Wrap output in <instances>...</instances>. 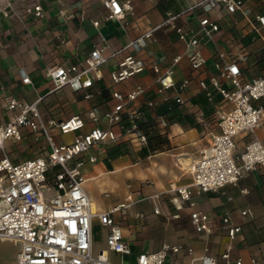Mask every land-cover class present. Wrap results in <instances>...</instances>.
<instances>
[{
  "label": "built area",
  "instance_id": "1",
  "mask_svg": "<svg viewBox=\"0 0 264 264\" xmlns=\"http://www.w3.org/2000/svg\"><path fill=\"white\" fill-rule=\"evenodd\" d=\"M105 9V18H122L125 11H133L135 0H100ZM248 0H196L189 8L202 7L209 11L219 5L231 16L233 23L238 22L234 15L240 12L247 17ZM25 11L42 17L43 7L40 2L24 0ZM12 0H0V11L8 14ZM180 12L167 11L166 17L156 27H169L178 38L185 42L190 66L198 68L205 62L200 51L203 38H211L219 29L218 22L209 15H201L198 26L183 28L176 23ZM233 15V16H232ZM93 25H98L94 19ZM255 37L264 44V13H256L255 19H249ZM155 27V28H156ZM154 28L145 31L109 55L102 53L104 47L94 45L88 54L78 62L67 66L53 64L47 68L46 75L52 81V91L68 86L74 91L84 90V97L91 98V87L102 77L101 66L110 57L119 55L132 46L138 49L146 43ZM240 48L243 46L240 44ZM213 65L218 69V76L210 83L230 104L229 109L219 113L218 131L211 133L209 146L204 148L199 157L189 163L191 181L187 184L170 183L164 191L173 209L171 216L180 217L184 208L189 209V218L196 232L210 231V219L205 211L192 208L195 205V193L217 190L225 185H237L243 172L264 168V139L256 133V128L264 121V74L249 79L243 76L241 61L246 59L243 50L235 52L217 51ZM180 55L173 57L170 64L161 68L152 63V70L157 73V92L165 93L170 88H177L179 94L175 100L183 102L180 92L188 83V78L176 86L174 65ZM145 68L144 62L128 53L117 61V66L109 74L113 82H120ZM23 83L30 77L23 73ZM202 89H207L204 80L199 81ZM145 93V88L136 84L131 90L112 89V105L100 111L91 106L84 113H78L63 119L45 118L38 101L20 100L9 94H1L0 105L15 111L6 122H0V241L9 240L18 245L14 261L11 264H181V254L191 255L194 250L190 245L162 242L155 249H143L136 253L133 260H115L111 253L121 256L131 255L129 236L135 231L136 224L146 213L142 208H133L137 199L129 191L122 201L105 209L94 210L91 198L85 188L83 166L86 162L94 163L99 152L89 153L98 143L116 142L126 137L134 147L147 143L146 134L139 127L143 117L140 106L133 101ZM206 94L211 97V91ZM167 99V95L163 96ZM148 107L158 104L155 99L146 100ZM163 125L166 120L157 116ZM102 120L105 125L101 124ZM31 132L41 154L13 160L6 150V141L22 140ZM72 133L70 140L54 139V135ZM249 135L240 151L237 149V137ZM52 176V177H51ZM161 193L151 197L159 199ZM159 213L158 206L153 207ZM241 215H250L249 208L240 210ZM126 218L121 223L118 216ZM131 218V219H130ZM98 220L106 227L104 246L96 247L93 237V223ZM227 234L234 238L240 231V225L233 224L228 215L222 217ZM128 230V234L126 233ZM231 246L221 252L223 264H244L241 257L231 258ZM197 259L201 264H217V257L202 253ZM191 264V263H190ZM253 264L264 262L253 261Z\"/></svg>",
  "mask_w": 264,
  "mask_h": 264
},
{
  "label": "crops",
  "instance_id": "2",
  "mask_svg": "<svg viewBox=\"0 0 264 264\" xmlns=\"http://www.w3.org/2000/svg\"><path fill=\"white\" fill-rule=\"evenodd\" d=\"M30 1L41 3L44 11L42 17L26 12L24 0H12V7L7 8V15L0 11L1 94H9L29 102L41 96L38 105L45 118L60 120L84 113L91 106L98 107L102 112L114 102L110 94L112 89L126 92L139 84L145 88V93L136 98L133 105L140 106L143 110V117L140 120L149 117L155 119L157 126L161 131H165L169 138V147L154 153L147 151L143 153L141 147L145 149L147 143L134 147L126 137H121L116 142L105 141L95 145L89 153L102 152H99L94 163L84 164L83 172L85 188L93 203L96 202V209H105L98 202L103 184L107 183L110 188L119 187L120 179L126 176L130 178L127 191L132 192L137 202L152 203L149 209L150 220L155 224L162 222L167 228L178 231L177 235L167 238L170 243L190 245L193 248L194 252L191 255L181 254L179 257L181 264H201L197 259L192 260V256L196 257L202 253L214 255L218 259L217 264H223L220 254L227 246H231L232 259L241 257L244 264H253V261L264 262L263 167L243 172L237 185L228 184L217 190L193 195L195 205L192 208L205 211L209 216L208 233L195 231L188 208L181 210L178 217L180 219L173 218L171 216L173 209L171 206L168 207L166 200L162 198L166 196L164 191L168 189L170 183L187 184L191 181L189 163L209 146L211 133L218 131L219 113L230 107L227 100L210 83L211 78L218 76L219 72L213 65L217 51L243 50L246 53V59L240 62L243 76L249 79L264 74V44L259 37L253 38L256 33L249 23V19H255L256 13H264V0H248L249 14L245 17L237 12L234 15L238 18L237 23H233L231 16L218 4L209 11H204L200 6L190 9L189 6L196 0H135L133 11H125L122 18H105L106 11L100 0ZM169 10L181 13L176 23L183 28L195 29L201 15H209L218 22L219 29L213 32V36L203 38L200 42V51L205 62L198 68L190 66L185 42L178 38L174 30L164 26L156 27ZM94 19L99 21L97 26L93 25ZM152 28L154 29L151 36L146 39L143 46L138 49L129 46L119 55L110 57L107 63L100 67L102 77L91 87L94 91L91 98L84 97V90L74 91L68 86L51 90L52 81L46 75L50 65L67 66L81 61L94 45L103 46L102 53L109 55L111 51L127 45L131 39ZM240 44L243 48L239 49ZM128 53L140 58L145 68L123 81L113 82L109 72L117 66V61ZM176 55H180L174 65L173 76L176 86L185 78L189 81L180 92L183 102L178 103L182 110L177 111L182 112L169 119V115H173L176 109L168 114H160L157 113L156 107L167 101L177 102L175 98L179 94L178 87L170 88L165 93L157 92V73L152 70L151 64L154 62L164 68ZM23 73L30 77L28 83L21 81ZM201 79L207 83L211 97L206 94L207 89L200 88ZM164 95H167V99L163 98ZM148 99H155L158 104L148 107L146 104ZM184 112L188 116L177 121L176 117L182 116ZM14 114V110L0 105V122L8 121ZM157 116H162L166 120V125H163ZM101 124L105 125V121L102 120ZM256 133L264 139V121L256 128ZM68 135L69 137L64 140H70L73 136L72 133ZM249 138V135L238 136L236 151H240ZM122 141L129 144L132 153L109 158L110 169L105 164L108 150ZM16 143L38 148L31 132H27L20 141L8 139L5 145ZM11 153L13 160L23 159L16 156V152ZM23 155L29 157L25 153ZM154 193H161L159 196L161 201L151 197ZM119 201L122 200L115 203ZM155 205L159 207L161 213L153 212ZM243 208H249L251 214L241 215L240 210ZM163 215L167 220H162ZM225 215L229 216L233 224L241 227V231L234 238L229 237L222 222ZM182 218L188 219L189 222L182 221ZM138 227L137 224L134 233L129 236L132 254L128 255V259H125L126 255H120V259L124 257V261L133 260L131 256L135 257L137 252L155 249L164 242L150 237L146 231L150 226L144 225L137 229ZM144 241L145 247L141 245ZM137 243L139 245L133 248ZM17 250V244L1 240L0 264H11ZM111 255L113 257V253Z\"/></svg>",
  "mask_w": 264,
  "mask_h": 264
},
{
  "label": "rangeland",
  "instance_id": "3",
  "mask_svg": "<svg viewBox=\"0 0 264 264\" xmlns=\"http://www.w3.org/2000/svg\"><path fill=\"white\" fill-rule=\"evenodd\" d=\"M68 137H69L68 134H66V135H61V134L60 135H54V139L56 141L66 139ZM34 141L36 142L35 139H34ZM5 148H6L7 152H9V154H12L11 152H16L17 153L16 156H20L21 158L26 157L23 155V153L27 154L30 157V156L41 154V152H42L39 147L38 148L36 147L37 149L31 148L30 145L22 146V145H20V143H16V144L10 145V146L6 145ZM20 149H22V151ZM119 182H120L119 187L116 186L115 188H110L109 186H107V183L103 184L104 187H103L102 192H101L102 195H100L98 197V202L102 207L108 208L112 204H114L117 200H123L124 196L128 192L127 191L128 190L127 184H128V182H130V178L123 176V178H121ZM162 198H164V200H166L168 207H169L170 202L168 200V196H164ZM159 201H161V198H159ZM151 204L152 203H149V202H141V204L136 202L133 205V208H137V207L142 208L145 211L146 216H147V217L145 216L142 220H140L137 223L139 226L137 229L144 227V225H148V226H150V228L147 227L146 231L148 232L150 237H152L156 240H162V241L170 242V240H168L167 238H172L173 236L177 235L176 233L178 231H175L172 228H167L162 222L159 224L153 223L150 220V216H149L150 215L149 209H150V206H152ZM117 218L120 220L121 223H126V221H127L125 217L120 216V215ZM170 219L172 220V218H170ZM178 219H180V218H178ZM162 220H167V218L163 215ZM182 221L189 222L188 219H186V218H182ZM190 226H191V224H190ZM105 232H106V227L104 225L100 224V222H98V220H95L93 223V237L95 240V246L96 247L104 246ZM138 243L134 244L133 248L137 247V245L140 244V243L139 244ZM141 245L143 247H145V241L142 242ZM134 253H135V251H134ZM113 258L115 260H119L121 257L119 254L113 253ZM122 258L124 259V257H122ZM128 258H129V256L126 255L125 259H128ZM131 258H134V256H131ZM129 261H131V260H129Z\"/></svg>",
  "mask_w": 264,
  "mask_h": 264
},
{
  "label": "trees",
  "instance_id": "4",
  "mask_svg": "<svg viewBox=\"0 0 264 264\" xmlns=\"http://www.w3.org/2000/svg\"><path fill=\"white\" fill-rule=\"evenodd\" d=\"M175 110V113L173 115H169V119L177 116L179 112L182 111H177L182 110L178 102H163L162 104L158 105L156 107L157 113L160 114H168L170 111ZM182 116L176 117L177 121H180L183 119V117H187V113H182ZM189 121L191 122L190 118H188ZM139 127L143 130V132L146 134L147 137V145L146 148L144 149L141 147V150L144 152L148 153H154L160 150H164L169 147V138L167 136V133L165 131H161L160 128L157 126V122L153 118H147V119H142L139 120ZM124 153H132V149L129 146V144L125 141L118 142L108 150V155L105 158V164L108 168L111 169V165L109 163V158L115 157L119 154H124Z\"/></svg>",
  "mask_w": 264,
  "mask_h": 264
},
{
  "label": "bare ground",
  "instance_id": "5",
  "mask_svg": "<svg viewBox=\"0 0 264 264\" xmlns=\"http://www.w3.org/2000/svg\"><path fill=\"white\" fill-rule=\"evenodd\" d=\"M89 196H90V195H89ZM90 198H91V196H90ZM91 200H92V198H91ZM91 203H92V207H93V209L95 210V209H96V207H95V206H96V205H95L96 202L93 203V200H92Z\"/></svg>",
  "mask_w": 264,
  "mask_h": 264
}]
</instances>
